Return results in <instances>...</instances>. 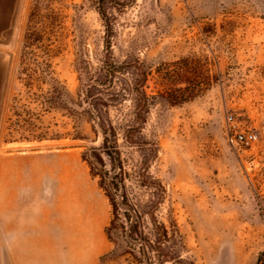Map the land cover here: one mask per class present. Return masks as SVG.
<instances>
[{
	"label": "rangeland",
	"instance_id": "374dc122",
	"mask_svg": "<svg viewBox=\"0 0 264 264\" xmlns=\"http://www.w3.org/2000/svg\"><path fill=\"white\" fill-rule=\"evenodd\" d=\"M12 55L0 156L77 154L103 264H264V0H24Z\"/></svg>",
	"mask_w": 264,
	"mask_h": 264
},
{
	"label": "crops",
	"instance_id": "0c3cea01",
	"mask_svg": "<svg viewBox=\"0 0 264 264\" xmlns=\"http://www.w3.org/2000/svg\"><path fill=\"white\" fill-rule=\"evenodd\" d=\"M85 175L71 151L0 156V264H103L109 206Z\"/></svg>",
	"mask_w": 264,
	"mask_h": 264
},
{
	"label": "water",
	"instance_id": "95a60500",
	"mask_svg": "<svg viewBox=\"0 0 264 264\" xmlns=\"http://www.w3.org/2000/svg\"><path fill=\"white\" fill-rule=\"evenodd\" d=\"M23 6L24 0H0V121L13 60L12 50L16 46ZM97 125L101 134H105L98 120ZM63 146L67 145L46 147Z\"/></svg>",
	"mask_w": 264,
	"mask_h": 264
},
{
	"label": "built area",
	"instance_id": "2783aa9c",
	"mask_svg": "<svg viewBox=\"0 0 264 264\" xmlns=\"http://www.w3.org/2000/svg\"><path fill=\"white\" fill-rule=\"evenodd\" d=\"M229 127L227 132V141L231 144H250L252 143L256 135L253 131L241 130L236 127L233 118L230 116L228 118Z\"/></svg>",
	"mask_w": 264,
	"mask_h": 264
},
{
	"label": "trees",
	"instance_id": "16d2710c",
	"mask_svg": "<svg viewBox=\"0 0 264 264\" xmlns=\"http://www.w3.org/2000/svg\"><path fill=\"white\" fill-rule=\"evenodd\" d=\"M102 128H104V127H102ZM104 130V129H103Z\"/></svg>",
	"mask_w": 264,
	"mask_h": 264
},
{
	"label": "bare ground",
	"instance_id": "6f19581e",
	"mask_svg": "<svg viewBox=\"0 0 264 264\" xmlns=\"http://www.w3.org/2000/svg\"><path fill=\"white\" fill-rule=\"evenodd\" d=\"M10 146V145H9Z\"/></svg>",
	"mask_w": 264,
	"mask_h": 264
}]
</instances>
